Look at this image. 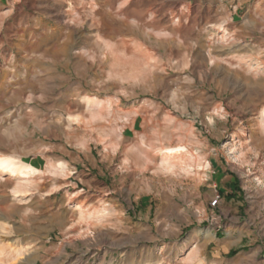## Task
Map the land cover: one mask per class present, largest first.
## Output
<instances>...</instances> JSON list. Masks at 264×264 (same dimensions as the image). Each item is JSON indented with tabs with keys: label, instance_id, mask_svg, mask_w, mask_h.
I'll list each match as a JSON object with an SVG mask.
<instances>
[{
	"label": "rangeland",
	"instance_id": "obj_1",
	"mask_svg": "<svg viewBox=\"0 0 264 264\" xmlns=\"http://www.w3.org/2000/svg\"><path fill=\"white\" fill-rule=\"evenodd\" d=\"M0 158L34 169L0 264H244L213 236L221 199L264 228V0H0Z\"/></svg>",
	"mask_w": 264,
	"mask_h": 264
},
{
	"label": "crops",
	"instance_id": "obj_2",
	"mask_svg": "<svg viewBox=\"0 0 264 264\" xmlns=\"http://www.w3.org/2000/svg\"><path fill=\"white\" fill-rule=\"evenodd\" d=\"M217 195H215L216 197ZM239 202L234 199L226 202L221 199L218 212L226 218L228 211H234L230 223L225 222L223 229H218L213 236L216 242L213 248L217 255L226 254L230 249L242 247L247 249L244 264H250L256 260L255 255L264 249V228L254 227L255 221H250L244 216H239Z\"/></svg>",
	"mask_w": 264,
	"mask_h": 264
},
{
	"label": "bare ground",
	"instance_id": "obj_3",
	"mask_svg": "<svg viewBox=\"0 0 264 264\" xmlns=\"http://www.w3.org/2000/svg\"><path fill=\"white\" fill-rule=\"evenodd\" d=\"M25 166L20 165L18 162L10 158H0V170H4L10 174H18L23 178H27L31 171L34 169H25ZM30 170V171H28Z\"/></svg>",
	"mask_w": 264,
	"mask_h": 264
},
{
	"label": "built area",
	"instance_id": "obj_4",
	"mask_svg": "<svg viewBox=\"0 0 264 264\" xmlns=\"http://www.w3.org/2000/svg\"><path fill=\"white\" fill-rule=\"evenodd\" d=\"M217 204V202L216 201H214L213 203H212V205H216Z\"/></svg>",
	"mask_w": 264,
	"mask_h": 264
}]
</instances>
